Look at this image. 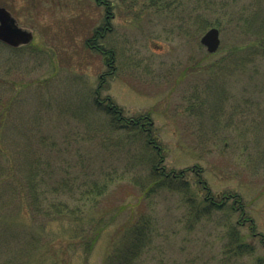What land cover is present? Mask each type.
I'll list each match as a JSON object with an SVG mask.
<instances>
[{
    "label": "rangeland",
    "instance_id": "374dc122",
    "mask_svg": "<svg viewBox=\"0 0 264 264\" xmlns=\"http://www.w3.org/2000/svg\"><path fill=\"white\" fill-rule=\"evenodd\" d=\"M0 7V264H264V0Z\"/></svg>",
    "mask_w": 264,
    "mask_h": 264
},
{
    "label": "water",
    "instance_id": "95a60500",
    "mask_svg": "<svg viewBox=\"0 0 264 264\" xmlns=\"http://www.w3.org/2000/svg\"><path fill=\"white\" fill-rule=\"evenodd\" d=\"M32 41V32L20 28L11 13L6 8L0 7V42L13 48H19L29 45ZM201 43L209 53H215L221 44L219 30L212 28L207 31Z\"/></svg>",
    "mask_w": 264,
    "mask_h": 264
},
{
    "label": "trees",
    "instance_id": "16d2710c",
    "mask_svg": "<svg viewBox=\"0 0 264 264\" xmlns=\"http://www.w3.org/2000/svg\"><path fill=\"white\" fill-rule=\"evenodd\" d=\"M102 2L105 3V1H102ZM105 4L108 6V3H105ZM101 29L107 30L108 28L106 29L105 27H103ZM102 36H103V34L101 33V30H96L94 37L92 39L87 40L86 45L88 48L94 49V50H97L98 52H100L104 56L105 61L112 62L114 59V52L112 50H105L103 47H101V45L95 44L96 39L97 38L100 39V38H102ZM98 104H100V102H98ZM106 110H107L108 114L112 115V117L115 119V121L118 124L121 123L122 125H128V126L130 124L137 125V126L139 125L138 127H140V128H143L142 124L147 125V123H146L147 119L145 117L139 118L137 120H127L122 115V110L119 109L117 106L112 105L111 103L106 105ZM144 119H146V120H144ZM142 120H144L145 123H141ZM149 143H152V142L150 141ZM163 170L164 169H162V176L167 177L169 174H165V172ZM183 175H184V172H181L180 176H177V175H173V176H174V179H176L177 177H182ZM206 201H207V199H206ZM209 203L212 206V208L214 207V205L218 206V204H215L214 201H211ZM248 247L249 246H247L246 244H243V243L237 245V249H246V252H247Z\"/></svg>",
    "mask_w": 264,
    "mask_h": 264
},
{
    "label": "flooded vegetation",
    "instance_id": "af4514ba",
    "mask_svg": "<svg viewBox=\"0 0 264 264\" xmlns=\"http://www.w3.org/2000/svg\"><path fill=\"white\" fill-rule=\"evenodd\" d=\"M103 3V2H102ZM108 8V7H107ZM107 28V27H106ZM101 103V102H100ZM142 126L145 128V124H142Z\"/></svg>",
    "mask_w": 264,
    "mask_h": 264
}]
</instances>
